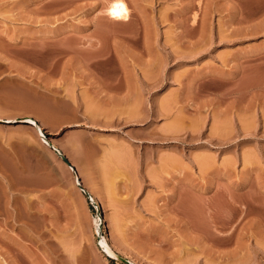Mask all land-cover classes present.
Masks as SVG:
<instances>
[{
  "label": "rangeland",
  "instance_id": "rangeland-1",
  "mask_svg": "<svg viewBox=\"0 0 264 264\" xmlns=\"http://www.w3.org/2000/svg\"><path fill=\"white\" fill-rule=\"evenodd\" d=\"M113 1L0 0V264H264V0Z\"/></svg>",
  "mask_w": 264,
  "mask_h": 264
},
{
  "label": "bare ground",
  "instance_id": "bare-ground-1",
  "mask_svg": "<svg viewBox=\"0 0 264 264\" xmlns=\"http://www.w3.org/2000/svg\"><path fill=\"white\" fill-rule=\"evenodd\" d=\"M118 2H121V0H114L111 5L109 6V8L107 9V13L110 17V19H114L116 21H126L128 20V15H129V10H128V7H127V4L125 1L122 0V2L126 5V8H125V11L121 14V16L119 17H116L113 15V9L115 7V4L118 3ZM8 121V120H7ZM10 121V120H9ZM24 122L26 123H29L33 126H35L37 128V130L39 131V133H41V135L43 136L42 132H41V128L38 124H36L35 120L31 117H25L23 119ZM37 131V132H38ZM56 149V148H54ZM57 153V152H56ZM94 195V194H93ZM93 195H89V198H90V201H92V203H96L95 202V197ZM113 238H111V242H112V245L114 244L115 245V240H113ZM99 245L103 248L104 252L107 254V255H110V256H117L116 253L114 252L113 250V246L111 244L108 243V241L105 239V238H102L99 242Z\"/></svg>",
  "mask_w": 264,
  "mask_h": 264
},
{
  "label": "clouds",
  "instance_id": "clouds-1",
  "mask_svg": "<svg viewBox=\"0 0 264 264\" xmlns=\"http://www.w3.org/2000/svg\"><path fill=\"white\" fill-rule=\"evenodd\" d=\"M125 8H126V5L121 0V2H118L115 4V7L113 9V15H114V12H118V13L122 14L125 11ZM114 16L119 17L117 15H114Z\"/></svg>",
  "mask_w": 264,
  "mask_h": 264
},
{
  "label": "crops",
  "instance_id": "crops-1",
  "mask_svg": "<svg viewBox=\"0 0 264 264\" xmlns=\"http://www.w3.org/2000/svg\"><path fill=\"white\" fill-rule=\"evenodd\" d=\"M29 104H31V106H34L35 103H34L33 98H31V101H29ZM24 117H27V116H23L22 119H23ZM28 117H31V118H33V119H36V117H34V116H28Z\"/></svg>",
  "mask_w": 264,
  "mask_h": 264
},
{
  "label": "snow or ice",
  "instance_id": "snow-or-ice-1",
  "mask_svg": "<svg viewBox=\"0 0 264 264\" xmlns=\"http://www.w3.org/2000/svg\"><path fill=\"white\" fill-rule=\"evenodd\" d=\"M122 7V6H121ZM114 15L120 16L121 14L118 12H114Z\"/></svg>",
  "mask_w": 264,
  "mask_h": 264
},
{
  "label": "water",
  "instance_id": "water-1",
  "mask_svg": "<svg viewBox=\"0 0 264 264\" xmlns=\"http://www.w3.org/2000/svg\"><path fill=\"white\" fill-rule=\"evenodd\" d=\"M64 160L69 163V161H67V159L64 158Z\"/></svg>",
  "mask_w": 264,
  "mask_h": 264
}]
</instances>
